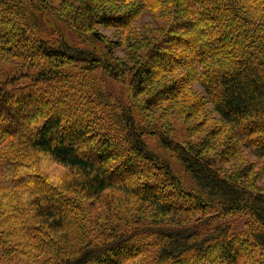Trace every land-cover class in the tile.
Here are the masks:
<instances>
[{
	"label": "trees",
	"instance_id": "obj_1",
	"mask_svg": "<svg viewBox=\"0 0 264 264\" xmlns=\"http://www.w3.org/2000/svg\"><path fill=\"white\" fill-rule=\"evenodd\" d=\"M263 178L264 0H0V264H264Z\"/></svg>",
	"mask_w": 264,
	"mask_h": 264
},
{
	"label": "rangeland",
	"instance_id": "obj_2",
	"mask_svg": "<svg viewBox=\"0 0 264 264\" xmlns=\"http://www.w3.org/2000/svg\"><path fill=\"white\" fill-rule=\"evenodd\" d=\"M104 33L107 35H110V36L113 35V31H111V30H106V31H104ZM193 89L197 90L199 92L202 91L200 86H198L197 84L193 85ZM209 109H211V106H209ZM162 113L163 112L161 109L156 111L155 115L160 116L159 117L160 119L155 118V117L151 118L152 122H150L149 125H152L153 127H157V129L160 131V133H162V132L173 133L172 139H176L179 141L182 140V138L186 139L184 136L185 135V127H184L185 125L181 121H179V119L172 118L171 117L172 115L163 116ZM212 117L213 116H208V122L207 123H211ZM198 119H199V121L201 120L200 118H198ZM153 143L156 146L155 140H153ZM251 160H254V157L249 156L246 161H251ZM259 185L264 188V178L260 181ZM225 223L231 224L233 229L236 231L242 230L243 221L240 220L239 218L226 219ZM143 261H145V260H143Z\"/></svg>",
	"mask_w": 264,
	"mask_h": 264
}]
</instances>
